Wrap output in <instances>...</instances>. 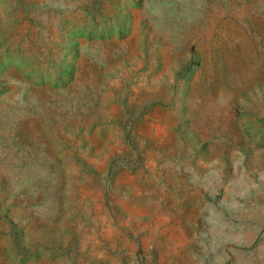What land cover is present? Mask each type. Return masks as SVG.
<instances>
[{"label":"rangeland","instance_id":"obj_1","mask_svg":"<svg viewBox=\"0 0 264 264\" xmlns=\"http://www.w3.org/2000/svg\"><path fill=\"white\" fill-rule=\"evenodd\" d=\"M0 264H264V0H0Z\"/></svg>","mask_w":264,"mask_h":264}]
</instances>
